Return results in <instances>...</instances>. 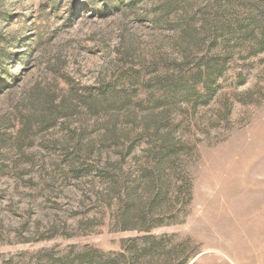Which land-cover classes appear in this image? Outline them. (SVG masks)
Listing matches in <instances>:
<instances>
[{
  "label": "rangeland",
  "instance_id": "obj_1",
  "mask_svg": "<svg viewBox=\"0 0 264 264\" xmlns=\"http://www.w3.org/2000/svg\"><path fill=\"white\" fill-rule=\"evenodd\" d=\"M122 2L0 0V264H264V0Z\"/></svg>",
  "mask_w": 264,
  "mask_h": 264
},
{
  "label": "trees",
  "instance_id": "obj_2",
  "mask_svg": "<svg viewBox=\"0 0 264 264\" xmlns=\"http://www.w3.org/2000/svg\"><path fill=\"white\" fill-rule=\"evenodd\" d=\"M61 1L62 0H50L51 9L53 10L55 5L59 4ZM102 2L104 3L105 7L107 8L109 12H116L118 10H122L123 5H124L122 0H102ZM1 67L2 66L0 65V73H1ZM215 69H216L215 72H212V74H210L212 76L209 77L210 78L209 81H211V83H215L216 79L223 75L225 71L224 70L225 64L223 62L217 63L215 66ZM119 80H120L119 77H113L110 80V82L107 84L108 89L112 91L116 90L119 87V84H121ZM206 88L208 89V93L210 96L212 94V85L211 86L207 85ZM137 230L139 232L144 233V236L133 240L131 244L129 245L127 249L128 253H131L133 251L132 256L135 255L132 260H136L138 256H144V255L149 254V252H151L156 246H159L161 244L160 239H157L156 237H153V236L146 235L147 233L150 232L151 230L150 228L137 229ZM138 245L141 246V249L137 248ZM122 257L125 258L124 255ZM67 258L68 259L64 261L60 260L58 264H102V262L99 261L101 259V254L98 251L93 252V254H78L72 259H70L71 257L69 255L67 256ZM111 264H114V263H111ZM179 264H186V259L182 260Z\"/></svg>",
  "mask_w": 264,
  "mask_h": 264
}]
</instances>
